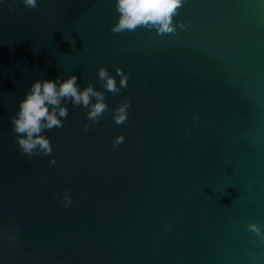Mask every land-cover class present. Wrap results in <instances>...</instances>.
<instances>
[{"label": "water", "instance_id": "95a60500", "mask_svg": "<svg viewBox=\"0 0 264 264\" xmlns=\"http://www.w3.org/2000/svg\"><path fill=\"white\" fill-rule=\"evenodd\" d=\"M117 16L115 0H0V264H264L247 228L264 232V0H183L187 27L162 35L113 32ZM100 66L128 74L106 114L85 129L69 102L45 130L56 163L22 153L10 117L32 80L104 90Z\"/></svg>", "mask_w": 264, "mask_h": 264}, {"label": "clouds", "instance_id": "9594fccd", "mask_svg": "<svg viewBox=\"0 0 264 264\" xmlns=\"http://www.w3.org/2000/svg\"><path fill=\"white\" fill-rule=\"evenodd\" d=\"M29 8H35L38 0H22ZM183 0H115V8L118 12L116 22L112 24L111 31L121 32L125 29L131 31L138 26L155 29L157 35L175 33L177 25L185 28L184 21L174 22V16ZM11 9V5H9ZM97 74L102 81V88H96L92 83L81 87L77 82L75 72L63 76L58 74L55 78L37 77L32 80L23 97L18 101L15 113L10 117L11 127L16 134L15 139L20 151L28 156L49 155L53 151V145L46 129L62 127L64 118L68 114V103L86 109L87 119L84 128L89 127L88 120L96 122L106 114L108 104L105 100L107 91L119 92L127 86L128 74L119 66L115 74H110L108 69L100 66ZM119 76L117 83L116 76ZM131 101L124 99L112 109V119L120 124L127 119L128 108ZM198 121V115L193 116V123ZM185 135H188L186 132ZM124 141V134L118 133L112 138V148ZM49 163L55 164V156L49 155ZM70 189H64L60 197L65 207L72 203L69 195ZM247 228L255 232L264 241V232L260 224L249 222Z\"/></svg>", "mask_w": 264, "mask_h": 264}]
</instances>
